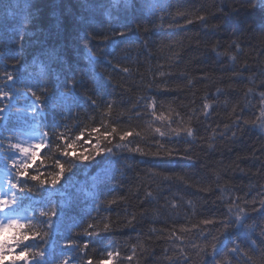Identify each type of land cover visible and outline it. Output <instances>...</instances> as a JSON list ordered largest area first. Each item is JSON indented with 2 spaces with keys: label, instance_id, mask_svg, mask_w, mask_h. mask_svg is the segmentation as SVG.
Wrapping results in <instances>:
<instances>
[{
  "label": "trees",
  "instance_id": "16d2710c",
  "mask_svg": "<svg viewBox=\"0 0 264 264\" xmlns=\"http://www.w3.org/2000/svg\"><path fill=\"white\" fill-rule=\"evenodd\" d=\"M37 54L43 87L17 70ZM0 73L14 118L60 128L22 182L43 204L29 258L264 264V0H0ZM84 175L91 213L69 216Z\"/></svg>",
  "mask_w": 264,
  "mask_h": 264
},
{
  "label": "clouds",
  "instance_id": "9594fccd",
  "mask_svg": "<svg viewBox=\"0 0 264 264\" xmlns=\"http://www.w3.org/2000/svg\"><path fill=\"white\" fill-rule=\"evenodd\" d=\"M69 148H71L72 151H75L73 147ZM88 151V149H84V153ZM66 152L71 151H65L63 153L64 156H71L65 155ZM84 153L80 154L81 159L87 158ZM57 166H60L59 170L62 174V172L64 171H61L62 166ZM56 177L57 179L55 182H58L61 176L58 175ZM5 207H7L6 203L4 201H0V209H3ZM41 215H45V213H41ZM37 236H39V239L44 238L43 235L39 234V229L33 223L12 221L6 226H0V264H21V262L27 261L29 256H32L33 253L24 249L19 252H17L16 250L20 248L21 245L26 244L28 241L36 239Z\"/></svg>",
  "mask_w": 264,
  "mask_h": 264
},
{
  "label": "bare ground",
  "instance_id": "6f19581e",
  "mask_svg": "<svg viewBox=\"0 0 264 264\" xmlns=\"http://www.w3.org/2000/svg\"><path fill=\"white\" fill-rule=\"evenodd\" d=\"M39 53V52H38ZM86 56V55H84ZM34 61L36 62H39V57H38V54L35 56V55H32L31 56ZM10 61H12V59H10ZM14 62V61H12ZM18 67H17V70L18 72H21L23 75H41L40 77H37V76H33V78H35L37 80V85L43 87L45 85V83H47V77H46V72H43L45 70H50L53 68V65H51L50 63H48L47 61L43 60V63L40 65V66H35L34 64H30V63H22L21 61H19L17 63ZM61 81H67L69 78L66 77V76H63L62 74L59 75ZM32 78V79H33ZM46 79V80H45ZM7 83H12L14 85H17L18 87H20V82H19V79L14 76V74H9V75H6V74H1L0 73V84H7ZM29 87V86H28ZM75 98L76 100L78 98H76L74 95H71L70 98ZM81 99V98H80ZM81 105H82V108L84 109L86 104L82 103L81 102ZM73 112L75 113V115H77V117L79 116V113L76 111V110H73ZM19 118V121L23 124H25V120L23 117L21 116H18ZM36 131V129H35ZM42 132H45L44 130H41ZM83 179L86 181V182H89L91 185L95 183V179L96 177L92 176V175H84ZM81 203L82 204H85L88 206V210H87V213H91V209H92V205H93V202L89 201V200H85V199H81ZM31 245V240L28 241L26 244L24 245H21L20 248L17 249V251H21L22 249L24 250H27V248H29Z\"/></svg>",
  "mask_w": 264,
  "mask_h": 264
},
{
  "label": "snow or ice",
  "instance_id": "6c2138e0",
  "mask_svg": "<svg viewBox=\"0 0 264 264\" xmlns=\"http://www.w3.org/2000/svg\"><path fill=\"white\" fill-rule=\"evenodd\" d=\"M188 135H192L191 130L188 131ZM125 137L121 136V139L123 140ZM77 139H79V137H77ZM40 145H36V148H39ZM69 147H72V145H69ZM20 152L26 156V157H30L29 161L27 163H22L19 167H18V171H17V175L20 177H26L27 174L30 173V168L32 167L33 163H35L36 159H37V152L35 150L30 151L28 148H20L19 149ZM65 155H72L71 152H66ZM13 167H17L16 164H13ZM60 167V166H58ZM64 169L61 167V171H63ZM33 181L39 180L40 177L36 176V175H32L30 177ZM57 177H53L52 179V183H55ZM41 182H45L43 180H41ZM0 201H4L6 203V205H9V201L8 200H0ZM38 238V236L36 237ZM109 256H112V253L108 254ZM89 264H91V262H89Z\"/></svg>",
  "mask_w": 264,
  "mask_h": 264
}]
</instances>
